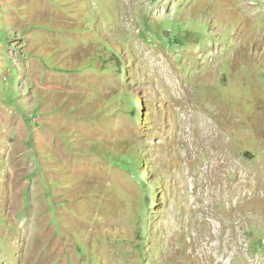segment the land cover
Instances as JSON below:
<instances>
[{"label": "rangeland", "instance_id": "1", "mask_svg": "<svg viewBox=\"0 0 264 264\" xmlns=\"http://www.w3.org/2000/svg\"><path fill=\"white\" fill-rule=\"evenodd\" d=\"M0 264H264V0H0Z\"/></svg>", "mask_w": 264, "mask_h": 264}]
</instances>
